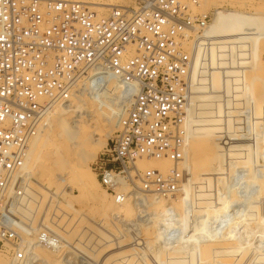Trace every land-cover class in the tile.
<instances>
[{
	"label": "built area",
	"instance_id": "2783aa9c",
	"mask_svg": "<svg viewBox=\"0 0 264 264\" xmlns=\"http://www.w3.org/2000/svg\"><path fill=\"white\" fill-rule=\"evenodd\" d=\"M262 1L264 0H253ZM202 0H132L100 14L69 0H0V264H34L37 248L63 242L28 213L33 141L59 104L70 103L94 72L110 74L131 98L119 130L92 168L115 204L174 198L191 137L193 54L213 12ZM248 109L245 131L249 137ZM243 125V124H242ZM166 162L141 169L139 163ZM240 170L232 181L247 183ZM249 198L248 184L243 189Z\"/></svg>",
	"mask_w": 264,
	"mask_h": 264
},
{
	"label": "rangeland",
	"instance_id": "374dc122",
	"mask_svg": "<svg viewBox=\"0 0 264 264\" xmlns=\"http://www.w3.org/2000/svg\"><path fill=\"white\" fill-rule=\"evenodd\" d=\"M125 2L129 0L114 5ZM218 9L225 14L223 25L203 34L235 51L243 50V56L226 62L208 42L209 55L203 57L212 61L218 76L219 88L212 94L218 103L192 112L185 164L189 176L174 197L177 200L156 205L149 195L138 206L130 200L132 212L127 214L101 186L92 164L119 130L111 133L105 119L123 115L129 100L115 95L112 82L96 80L79 90L90 100L79 112H85V121L95 119L94 127L104 134L99 154L87 161L85 182L62 180L56 174V163L63 155L60 150L68 143L63 136L68 127L56 140L57 151L42 152L53 174L50 181L41 173L31 178L28 213L35 223H46L67 245L59 251L36 250L39 264H264V17L230 7L214 9V13ZM222 30L235 31L238 39L211 33ZM197 59L196 65L202 67ZM248 109L249 137L242 133ZM65 110L67 122L76 120L77 112ZM225 110L234 114L232 118ZM218 115L219 123L211 124ZM236 124L240 128L235 129ZM147 162L145 166L139 163L140 167L160 169L159 162ZM240 170L247 171V183L230 179ZM247 184L246 200L243 189ZM97 186L102 187L101 195L93 190Z\"/></svg>",
	"mask_w": 264,
	"mask_h": 264
},
{
	"label": "bare ground",
	"instance_id": "6f19581e",
	"mask_svg": "<svg viewBox=\"0 0 264 264\" xmlns=\"http://www.w3.org/2000/svg\"><path fill=\"white\" fill-rule=\"evenodd\" d=\"M69 1H78V2L86 3V4H88V6L91 9L97 10L100 14H104V13L110 11V9L115 8V7H120V6L130 7L132 5V0H129L128 3L125 2L127 4H122V5H117V6L114 4L124 2V0H69ZM260 2H262V1H260ZM90 4L96 5V7H93ZM108 7H109V9H107ZM220 7H228V8L230 7L231 9H234L236 11H245L248 13L255 14V15H257V17L259 16L260 18L264 17V3H258V2L255 3V2H251L249 0L248 1L247 0H202L200 10L202 12H208L211 9H217ZM223 12L224 11H222V9H218L217 12L214 13V17H213L212 22L210 23L208 28L205 30L207 33H209L210 30H212L213 28L219 27L220 25H223L222 22L224 21V16H225V14ZM239 26H241V25L239 24ZM223 29H225V27ZM211 33H213L219 37H229L231 39L232 38L238 39V35L235 31L231 32L228 30H226V31L222 30L219 32L214 31ZM202 37L204 39L203 40L204 42H202V40L200 39ZM198 42H199L198 45H200V42H201V44H205V45H208V42L211 43V46L217 52L222 53V55H223L222 57H223L224 61H226V62L234 60L235 57L242 59L241 57L243 55H241V54H242L243 50L235 51L232 47L224 45L221 41H218L213 37H208V35H206V34H202L200 37H198ZM198 53H199V51L195 50L193 55H197ZM202 55L203 54L200 53L198 56H195L194 60L196 58H201ZM232 55H234V56H232ZM262 62H263V59H262ZM231 65H229V66H231ZM233 67H237V66L235 65ZM256 73H258V72L256 71ZM95 78H96V74L94 72H90V74L84 79V81L82 83H80L79 90L82 89V87L83 88L88 87L93 82H95L96 80H99V79H95ZM257 79H258V77H257ZM102 80H106L107 83L109 82L110 84L113 83L115 95L116 96L119 95V96H121V98L123 97L120 82L117 78L111 76L110 74L105 73L102 76ZM218 88H219L218 76L215 73V71L212 69V61L207 60V65L205 67H198L196 65V62L194 61V69L192 72V106H193L192 112L198 108H205L206 104L213 105V104L218 103L217 96L212 95L218 91ZM87 96L83 95V93L79 91L72 98L70 103L59 104L54 109L52 114L48 117V119L46 121L45 128L38 135V137L33 141L32 145L30 147V150H29L28 159L26 161V170H27L30 178L34 177L38 173H41V174L45 175V180L47 179L48 181H50V178H52L53 174L50 172L49 167L47 166L49 164V162H47L48 158H45V156L42 155L43 154L42 152L48 151V153H50V151H54L55 150L54 148H56L54 146L59 145L58 142L56 143V140H59V134L61 135L63 130L67 129V127H68L67 133H64V135H63V136H65L68 143H67L66 147H62L61 150L59 149L61 151V154H63V155H62V160H60V162L58 161V163H56L57 166L55 168L58 169L56 174H58L60 176V179H62V180L79 179V180H81L80 183L85 182L86 171H88V170H86L87 161H88L90 156H94L98 152H100V146L102 145L100 142H101L103 135H104L102 131H99L94 127L95 123L97 122V121H95V119L93 121H91L92 123H90V121H85L84 120L85 112H82V113L79 112V110L81 109L82 106H86L84 104L89 99ZM122 100H124V99H122ZM127 100H129V101H128V103L126 101V103H127V106H125L126 108H128V105L131 101V98L129 97ZM89 101H87V102H89ZM108 103L110 105L111 102H108ZM123 103L126 104L125 101H123ZM111 105H112V103H111ZM107 106H108V104H107ZM86 107H88V106H86ZM111 107L112 106H110V108ZM126 108L123 111V115L121 113H117L116 115H112L110 118L105 119L106 122L108 123V125L111 126V129H112L111 133H113L116 129H119L120 120L125 115L126 110H127ZM64 109H66L65 111H67V112L68 111L70 112L71 110H73V112H77V115L74 114L76 116V120H73L72 122H69V121L67 122V119H65L66 116L64 115L65 113H63V111H62ZM83 109H85V108H83ZM225 114H227V117H230V118H232V115H234L230 112H227L226 110H225ZM260 114L261 115H259V116H260V118H262L263 114L262 113H260ZM219 117H220L219 115L216 117H212V118H217V121L215 119L214 120L212 119L211 124L219 123V120H218ZM74 123H77V125L75 124V126H74ZM69 124H70V126H69ZM251 126H253V125H251ZM238 128H240L239 124H236L235 129H238ZM231 130H233V129H231ZM56 151H57V148H56ZM142 163L144 166L146 164L147 165L149 164L148 162H142ZM43 166H46V169H45L46 172H43ZM158 166L164 172H167L171 168V165L166 163V162H159ZM139 167H140V164H139ZM94 185H95V183H94ZM78 186L79 185L77 183L75 185V187H78ZM93 190L96 193H100V195L102 193V187H98V186L96 188L93 187ZM34 191H36V190H34ZM30 196H31V194H30ZM152 198L155 201L156 205L162 204L164 200H166V201L177 200V197L164 199V198H159L155 195H152ZM129 201L130 200H128L126 203H124L123 204L124 206L119 205L122 207V210L125 211L127 214H131V212H132ZM145 201H146V199H145ZM44 224L47 225L46 223H44ZM48 228H50V227H48ZM70 229L74 232L76 230L73 228H70ZM65 246H67V245H65V243H64V245L62 247H65ZM38 249H42V248H37L36 250H38ZM36 250H35L34 256H33V258H34L33 263L39 264L37 262V261H39V258L36 255Z\"/></svg>",
	"mask_w": 264,
	"mask_h": 264
},
{
	"label": "crops",
	"instance_id": "0c3cea01",
	"mask_svg": "<svg viewBox=\"0 0 264 264\" xmlns=\"http://www.w3.org/2000/svg\"><path fill=\"white\" fill-rule=\"evenodd\" d=\"M201 46L202 47L197 46L196 50H198L201 54L209 55V52L206 51L208 46L205 44H202ZM207 60H209V58L208 57L204 58L203 55L201 56V58L197 59V61H200L202 67H205L207 65Z\"/></svg>",
	"mask_w": 264,
	"mask_h": 264
}]
</instances>
